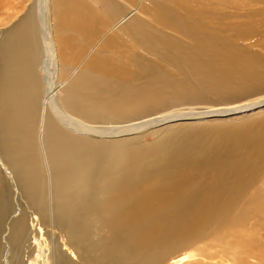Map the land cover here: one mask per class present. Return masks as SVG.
I'll return each mask as SVG.
<instances>
[{"label":"bare ground","instance_id":"1","mask_svg":"<svg viewBox=\"0 0 264 264\" xmlns=\"http://www.w3.org/2000/svg\"><path fill=\"white\" fill-rule=\"evenodd\" d=\"M13 4L0 6L16 18L0 30V166L41 223L52 207L90 264H178L230 234L264 264V115L231 132L204 120L264 108V0ZM187 97L242 104L162 114ZM11 212L0 202V230ZM28 223L8 222L15 258ZM195 251L185 264H205Z\"/></svg>","mask_w":264,"mask_h":264},{"label":"rangeland","instance_id":"2","mask_svg":"<svg viewBox=\"0 0 264 264\" xmlns=\"http://www.w3.org/2000/svg\"><path fill=\"white\" fill-rule=\"evenodd\" d=\"M2 1L9 2L10 0H0V6ZM19 1L20 0H12L14 6L10 8V12H9L10 15H13V11L16 9L15 4H17ZM15 19H13V21ZM13 21L7 23L0 11V30H7L13 24ZM191 81L195 84L192 89L193 90L198 89L196 85L197 82L195 80H191ZM207 99L211 100L210 97H207ZM239 104L242 103H234L232 105L220 104V106H214L210 101L200 102L194 100L191 97H187L184 99V101L181 104L173 108L167 109L162 114H166V115L168 114L178 115V114H187V113L208 114L209 112L219 107H232L234 105H239ZM259 109H257V111L251 114L247 113L243 115H234V116L216 118L215 120L214 119H204V120L206 121L207 124L212 125L213 127L222 126L224 128V132H231V131H235L234 130L236 128L235 126L243 121L262 117L264 115V108L261 110ZM193 124L205 125L203 121L202 122L193 121ZM158 126L159 127L162 126V123L156 126H152V128H157ZM165 128L167 129L168 127ZM3 168L4 167L0 166V176H1L0 202L1 204L2 203L5 204L7 207L10 204L11 211L13 212L9 214L4 227L2 228V230H0V243L2 244L3 251H5L4 253L1 254L0 264H90L92 262L91 259L87 258L82 260L76 253H73L69 249L70 248L69 246H66L65 240L63 241L61 238L62 232L60 228L58 226L55 227L54 222H52L54 221V219L52 217L53 216L52 213L50 212V210L52 211V207H50V194H48L49 190H51L52 184L51 181H49L48 176L46 175V179H47L46 202H48L47 207L49 206L50 210L48 211V213H46V215L49 217V219L51 218L50 219L51 222L49 221L47 223L42 224L41 223L42 214L40 215V213L33 210L27 204V201H25L26 200L25 194L23 193V190H21V186L18 179L16 181V184L18 185V190L16 189V187H14V184H12L13 178L8 176L9 173L12 172V170L7 169L5 171V169ZM4 194L5 196H3ZM20 215H25L26 219L30 223L27 224L26 235L24 236L25 244L26 245L28 244L30 248L29 249L27 248V250L21 252L19 258L17 257L15 258L16 254L12 252L13 249L10 247L12 246L11 244L12 238H9L10 230L8 229L9 226L8 222L11 221L13 217L15 218ZM222 232L225 233L227 231L223 230ZM237 239H238L237 237L233 238L232 234H230V237L226 239H221L217 243L216 238L211 237L208 239V241H202L198 243L195 247L187 249L184 252L178 253L174 255V257L172 258H174L175 261H178V264H185L186 258L185 257L182 258V257L188 256L190 254L195 255L196 253L195 248L198 247V248L207 249L208 254H207V258L204 260L205 264L206 262H208L209 264H220V262H223V264H234V257L236 256H239L241 258V260H238L236 264H250L246 261V253L244 252V249L241 245L239 246L240 254L237 253V249L234 246V241H236ZM19 244L20 243H18V245ZM82 249L84 251H87L88 254H90L91 258L93 257V259H97L99 253L95 252L96 250L91 251L90 246H84V245H82Z\"/></svg>","mask_w":264,"mask_h":264}]
</instances>
